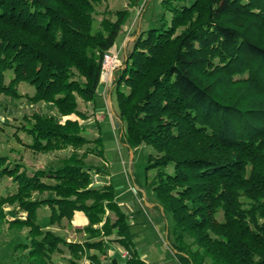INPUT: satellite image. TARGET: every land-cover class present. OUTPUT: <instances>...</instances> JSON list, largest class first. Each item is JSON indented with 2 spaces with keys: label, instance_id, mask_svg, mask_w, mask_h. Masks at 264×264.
Returning <instances> with one entry per match:
<instances>
[{
  "label": "trees",
  "instance_id": "trees-1",
  "mask_svg": "<svg viewBox=\"0 0 264 264\" xmlns=\"http://www.w3.org/2000/svg\"><path fill=\"white\" fill-rule=\"evenodd\" d=\"M101 1L0 0V95L53 105L57 115H24L19 129L34 152L70 149L60 165L30 172L0 154V177L15 184L0 195V222L24 230L11 252L25 251L19 258L29 264L52 263L61 245L71 264H147L112 183L92 185L91 170L103 171L84 158L103 157L100 136L86 138L77 119H62L87 117L77 99L95 101L103 55L128 15L116 11L94 30ZM161 8L114 79L119 140L151 148L148 184L172 219L168 244L179 264H264V0H161ZM20 82L33 93H19ZM41 206L50 225L82 211L86 239L45 228ZM105 241L125 258L108 256Z\"/></svg>",
  "mask_w": 264,
  "mask_h": 264
},
{
  "label": "rangeland",
  "instance_id": "rangeland-1",
  "mask_svg": "<svg viewBox=\"0 0 264 264\" xmlns=\"http://www.w3.org/2000/svg\"><path fill=\"white\" fill-rule=\"evenodd\" d=\"M119 10H127L128 15L121 26L115 45L106 52L119 51L121 66L111 72V75L110 73H102L101 81L106 89L111 86L114 87V79L119 74V69L123 67L126 51L131 48L133 39L141 30L153 24L161 13V0H102L95 5L93 29L97 30L100 28V21L104 17L115 20V13ZM10 77L11 73H8L6 82ZM17 90L21 94H32L34 88L25 82H20ZM77 101L78 110L85 113L87 117L81 119L77 115L71 114L62 119L67 117L77 119L83 127L82 134L86 138L94 139L99 135L104 149L103 157L107 164L110 163L108 168L102 163L104 160L101 156L96 154H90L84 158L87 166H98L103 171L95 174L91 170L92 185L99 187L105 181L111 182L116 195L122 193L119 197H116L118 202H128L134 199L137 205H141L144 208L141 219L143 226L133 228V231H138L137 233L134 232L133 239L140 257L147 264H179L173 257L168 244L167 233L171 229L172 219L169 216H163L157 205L155 194L148 184V181L154 175L153 169H146L151 148L147 145L133 148V159L130 163L129 148L128 146L125 147L119 140L121 133L120 122L116 117L117 105L114 92L112 97L113 109L108 106L103 108L102 105H99L100 101L98 103L96 98L95 101L85 102L78 97ZM105 105H107L106 101ZM33 112L57 115L56 109L50 103H32L26 97L12 98L5 94L0 95V154L6 155L10 161L23 163L29 172L37 168L60 165L61 159L70 153L69 148L51 152H34L26 145L31 142V137L25 131L20 130L19 127L24 123L23 116L30 115ZM90 146L94 147L95 145L92 143ZM107 170V177H103V173L106 174ZM14 187L15 184L11 178L0 177V195L6 194L8 191L13 190ZM130 187L133 188V191H131ZM144 197L150 203H154V206H144ZM14 208H16L15 205L5 206L7 211H12ZM49 213L47 206H41L38 209V222L41 225L44 227L49 226V229L52 228L53 232L67 241L86 239L87 233L81 229L72 230L67 227L64 229V226H67L66 224L63 226L59 224L50 225ZM107 214L111 220L115 218L112 212L107 211ZM67 221L69 220L67 219ZM79 231L83 232L80 233ZM23 236L24 230L9 229L6 222H0V264H29L26 260L19 258L22 257L25 251L17 250L16 252H11L13 247L11 240L16 241V239H22ZM111 237H115L114 233ZM104 245L108 256L125 258L126 252L115 241H105ZM61 247L63 250L55 251L51 254L52 263L50 264H71L68 249L63 245ZM10 256L14 258L11 260ZM17 259H22V263L16 261ZM82 262L83 260L80 261V263Z\"/></svg>",
  "mask_w": 264,
  "mask_h": 264
},
{
  "label": "crops",
  "instance_id": "crops-1",
  "mask_svg": "<svg viewBox=\"0 0 264 264\" xmlns=\"http://www.w3.org/2000/svg\"><path fill=\"white\" fill-rule=\"evenodd\" d=\"M113 90H114V88L112 86L109 87L108 89H106V87L104 86V83L100 80L98 94H97V97H96V100L98 101V103L100 101V104H99L100 106L102 105L103 108L105 106H108L110 109H113L112 108V106H113L112 105ZM105 101H106L107 105H105ZM124 146L127 147L126 144H124ZM132 154H133L132 149H128V156H129L130 163H131V160L133 159L132 158L133 157ZM101 158L104 160V162H102V161L101 162L104 163L109 168L110 163L107 164V162L104 159V157H101ZM130 163H129V165H130ZM107 173H108V170H107L106 174L103 177H107ZM105 183H108V181H105ZM132 184L134 185V183H132ZM136 187L138 188V186H136ZM130 189H131V191H133V188L132 187H130ZM121 194L122 193L117 194L116 197H119ZM143 199H144V201H143L144 202V206H146V207H153L154 206V203H150L149 201H147V199L145 197ZM129 202H130V204H129ZM118 204L120 205L121 209L128 215V219H129L130 224H131L132 232L133 233L134 232L137 233L138 231L137 232L136 231H133V228L134 227L143 226V223H141V219H142V213H143L144 208H142L141 205H137L135 203V200L134 199H132L131 201H128V202H118ZM87 223H88V219L85 216V214L82 211H75L74 214H73V216H72V218H71V220L67 221V219H63L59 223V225H62L63 226V225L66 224L67 226H64V229H66V227H67L68 229L77 230V229H80V228L84 227ZM45 227L46 228H49V226H45ZM79 232L81 233L83 231H79ZM74 241L81 242L83 240L77 239V240H74ZM115 243L119 246V244L117 242H115ZM112 247H114V246H112Z\"/></svg>",
  "mask_w": 264,
  "mask_h": 264
},
{
  "label": "built area",
  "instance_id": "built-area-1",
  "mask_svg": "<svg viewBox=\"0 0 264 264\" xmlns=\"http://www.w3.org/2000/svg\"><path fill=\"white\" fill-rule=\"evenodd\" d=\"M121 66L119 51L105 52L102 59V73H110Z\"/></svg>",
  "mask_w": 264,
  "mask_h": 264
}]
</instances>
